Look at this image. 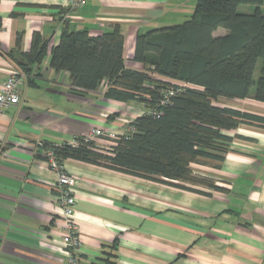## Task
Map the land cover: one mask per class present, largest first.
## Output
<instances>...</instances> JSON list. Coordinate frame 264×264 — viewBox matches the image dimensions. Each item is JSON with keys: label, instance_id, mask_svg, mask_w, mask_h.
<instances>
[{"label": "crops", "instance_id": "0c3cea01", "mask_svg": "<svg viewBox=\"0 0 264 264\" xmlns=\"http://www.w3.org/2000/svg\"><path fill=\"white\" fill-rule=\"evenodd\" d=\"M196 0H0V86L11 72L23 77L20 102L0 113V264H68L56 172L46 144H71L92 128L127 132L146 111L136 101L74 88L69 74L50 66V49L63 30L98 35L118 25L124 60L133 58L137 34L179 24ZM245 4L240 12H252ZM217 28L213 35H223ZM34 35L44 45L31 58ZM162 78V77H158ZM163 79V78H162ZM166 79V78H165ZM219 100V99H217ZM215 103L264 116V102L232 98ZM222 159L199 157L190 169L207 183L187 190L74 159L73 218L80 230L79 264H264V125L238 123L227 131ZM101 148L104 138H93Z\"/></svg>", "mask_w": 264, "mask_h": 264}, {"label": "trees", "instance_id": "16d2710c", "mask_svg": "<svg viewBox=\"0 0 264 264\" xmlns=\"http://www.w3.org/2000/svg\"><path fill=\"white\" fill-rule=\"evenodd\" d=\"M240 4L254 9L240 12ZM220 27L227 32L213 35ZM39 41L34 35L31 58L43 53ZM123 46L118 25L98 35L63 30L50 49V66L67 71L74 88L96 90L104 80V96L143 104L146 111L133 119V130L126 137L104 138L107 148L80 138L76 146L45 148L60 164L70 158L187 190L195 183L217 187L193 173L190 163L199 157L222 159L232 138L227 131L238 123L264 125L263 115L215 103L246 97L264 102V0H196L183 22L137 34L133 58L141 70L126 66ZM0 55L14 59L1 45Z\"/></svg>", "mask_w": 264, "mask_h": 264}, {"label": "built area", "instance_id": "2783aa9c", "mask_svg": "<svg viewBox=\"0 0 264 264\" xmlns=\"http://www.w3.org/2000/svg\"><path fill=\"white\" fill-rule=\"evenodd\" d=\"M86 0H70L72 7L81 6ZM23 83V77L19 72H11L7 75L2 85L0 86V113L10 110L16 106L21 99V85ZM168 94H172L173 90H168ZM167 99H162L161 104H165ZM127 132L133 130L130 125ZM127 132L121 133L126 137ZM118 133L113 130H104L101 128H92L89 133L83 136L82 140H93V138H118ZM79 140L76 139L72 142L71 146H76ZM43 156L48 166L56 172V190L57 199L61 208V217L63 221V227L65 228V234L62 236V242L67 249V263L79 264V258L76 253L77 248L80 246V230L76 220L73 218L75 210L76 198L73 194V188L76 181V177L73 174L67 173L62 164L58 163L55 155L50 148H44Z\"/></svg>", "mask_w": 264, "mask_h": 264}, {"label": "rangeland", "instance_id": "374dc122", "mask_svg": "<svg viewBox=\"0 0 264 264\" xmlns=\"http://www.w3.org/2000/svg\"><path fill=\"white\" fill-rule=\"evenodd\" d=\"M245 4H240L239 6H238V8H243V6H244ZM260 66H261V61L260 60H258V62L256 63V67H255V69H254V73H253V77H254V79L256 80L257 79V77L259 76V70H260ZM182 84V83H181ZM217 101H219V103H225V104H228V105H232V99H230V98H219V100H217ZM187 184V183H186Z\"/></svg>", "mask_w": 264, "mask_h": 264}]
</instances>
